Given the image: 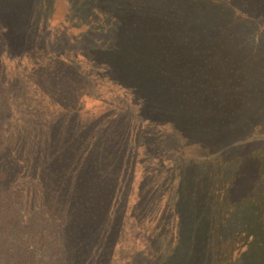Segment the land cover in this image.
Listing matches in <instances>:
<instances>
[{"label":"trees","instance_id":"obj_1","mask_svg":"<svg viewBox=\"0 0 264 264\" xmlns=\"http://www.w3.org/2000/svg\"><path fill=\"white\" fill-rule=\"evenodd\" d=\"M56 11L74 32L62 26L52 36L42 26ZM263 17L250 0H0V53L45 42L78 47L138 94L143 118L154 124L151 134L134 136L121 122L88 143L80 129L69 139L53 128L42 135L35 119L7 117L23 90L0 63V264H110L121 230L135 232L139 220L165 208L156 191L168 219L163 232L151 229L159 250L151 257L147 241L143 264H264L262 152L240 157L253 170L243 185L250 192L237 185L242 209L226 204L237 188L224 185L228 177L235 185L227 161L264 143L257 137L264 106L254 102L264 84ZM136 136L172 160L173 186L165 189V173L149 184L133 161L143 158ZM211 177L221 182L213 187ZM220 191L224 204L215 209ZM174 218L179 234L168 237ZM237 238L247 246L233 256Z\"/></svg>","mask_w":264,"mask_h":264},{"label":"rangeland","instance_id":"obj_2","mask_svg":"<svg viewBox=\"0 0 264 264\" xmlns=\"http://www.w3.org/2000/svg\"><path fill=\"white\" fill-rule=\"evenodd\" d=\"M251 1L258 8L264 10V0ZM60 9L61 7H58V11ZM58 11L47 20L46 24L42 25L52 32V36H55L57 32H62V26L67 27V23L62 20V14ZM66 30L68 32L75 31L74 28L70 27H67ZM258 30L262 31V29H255L254 33ZM261 47L264 48V44H261ZM261 47L260 49H262ZM68 48L69 46L65 44L62 49L53 48L45 42L44 45L35 43L32 46L23 47L18 51L12 50L10 52L7 50L8 52L2 51L0 53V63L1 67L5 70V74L11 79L14 74H17L19 79H16L15 82L23 90V96L20 97L19 102H14L13 108L15 109L11 113V116L7 115V117L15 120L16 123H18L19 118L25 122L35 119L34 122L39 124V127L43 130L42 135L48 134L50 128H53L54 135L55 137L59 136V140L69 139L72 135L76 134L75 130L80 129L84 131L81 133V138L88 143L92 138V134L99 137L108 129L115 127L116 124L121 122L134 136L135 133L151 134L154 124L152 121L143 118V105L139 106L138 94L129 91L128 88L119 84L115 74L109 70L105 71L103 65L93 64L87 59L88 57L81 56L82 52L80 48L75 46H71V50ZM251 72L254 85L259 87L260 84L256 80V71L251 69ZM260 89V95L257 96L254 102L264 106V84L262 87L260 86ZM70 109H72L71 112L69 111ZM136 110L139 111L140 115H137ZM24 112H27V116L23 115ZM56 117H59V119L53 123H49V121ZM43 121L46 122L43 123ZM60 121V130L53 127ZM257 137L262 138L264 142V129L258 131ZM243 140V143L247 144V141L253 139L246 138ZM134 146L140 152L139 158H143H141L142 161L140 159L139 162H136L135 156L133 161L143 174L148 172L150 176L147 179L149 184L152 180L157 179V177L161 178L162 174L165 173L167 176H170L167 179L165 189L173 186L174 180L171 176L173 162L161 152L162 150H159L158 145L155 146L154 150H151L149 147L147 148L143 142V138L136 136ZM258 147L253 142L252 146L248 145L246 149H239L236 154L237 160L235 157L230 158L226 163V171L228 173L232 172V184L235 185H232L230 189V177L224 179V185L229 186L230 193H232L233 189L237 188L232 193L233 195L227 198L226 204L229 202L235 204V209H242L240 204L245 203V195L239 192L238 186H241L240 190L242 192H250V187L245 189L243 185L248 178L253 181V170H250L251 165L247 163V159L241 161L240 157L242 154L250 156L252 154L257 155V152H262V154L259 153L258 155H263L264 158V143H259ZM157 151L160 152L158 153ZM256 165L258 166V159ZM170 169L172 171L169 172L168 170ZM210 180L213 187L216 181L221 182V180L215 177H211ZM254 184L258 186V182L254 181ZM140 187L141 185H137V189ZM129 189L130 185L125 187L126 196ZM156 192L158 193L157 197L155 196L156 202L161 207L164 206L166 208V198L160 191ZM246 194L248 195V193ZM253 194L251 197H254ZM218 195L221 196V200L218 201L216 198L215 209L218 208L220 203L224 204L222 201L225 199L223 198L225 197V191H220ZM126 196L125 204L127 201ZM129 198L132 201L135 200L132 194L129 195ZM96 201H99L97 195ZM229 207H232V205ZM165 208L162 209V212ZM160 215L149 213V215L144 216L143 219L139 220L140 222L135 232H131L129 227L121 230L124 234L116 236L120 242L114 247L110 264H143L144 255L142 251L147 248H144L147 241H152L150 256L155 258V255L158 254L159 244L157 240L154 241V237L152 239V233L150 235V232L152 228L158 232L159 227L161 232H163L162 225L165 226L168 219V217L162 218ZM175 224V218L167 224L169 226V232L167 230L168 237H176L179 234V230L175 227ZM240 239L234 240L229 249V253L233 256L236 255L239 249L244 250L247 246L242 244ZM225 241L221 242L223 245L221 252L226 249ZM251 250L253 251L252 255L257 257V251L253 247H251ZM247 264L263 263L249 262Z\"/></svg>","mask_w":264,"mask_h":264}]
</instances>
